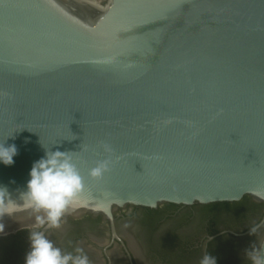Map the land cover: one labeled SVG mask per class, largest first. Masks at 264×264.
I'll list each match as a JSON object with an SVG mask.
<instances>
[{
  "label": "water",
  "instance_id": "water-1",
  "mask_svg": "<svg viewBox=\"0 0 264 264\" xmlns=\"http://www.w3.org/2000/svg\"><path fill=\"white\" fill-rule=\"evenodd\" d=\"M0 141L14 199L44 146L72 152L83 203L64 218L264 205V0H0Z\"/></svg>",
  "mask_w": 264,
  "mask_h": 264
},
{
  "label": "flooded vegetation",
  "instance_id": "flooded-vegetation-1",
  "mask_svg": "<svg viewBox=\"0 0 264 264\" xmlns=\"http://www.w3.org/2000/svg\"><path fill=\"white\" fill-rule=\"evenodd\" d=\"M103 1V0H101ZM264 216V205L244 197L238 202L126 206L114 212V224L100 216L63 218L46 235L62 251L79 247L89 264H199L206 252L216 264H251L246 252L261 243L264 228L249 231ZM0 236V264H24L29 232ZM114 230V232H113Z\"/></svg>",
  "mask_w": 264,
  "mask_h": 264
},
{
  "label": "clouds",
  "instance_id": "clouds-1",
  "mask_svg": "<svg viewBox=\"0 0 264 264\" xmlns=\"http://www.w3.org/2000/svg\"><path fill=\"white\" fill-rule=\"evenodd\" d=\"M101 147L105 152L111 151L107 144ZM16 155L15 144L5 146L0 141V164L12 165ZM109 164L107 159L98 160L88 169V175L93 179L102 177ZM28 176L26 190L18 199L13 198L6 186L0 185V235L5 234L4 217L12 218L18 212L30 211L35 214V230L29 232L24 264H89L83 249L77 247L74 252L62 251L46 235L48 229L60 228L64 216L83 203L84 182L73 162L72 152L50 150L44 146V154L33 161ZM262 228L264 220L253 223L249 232L256 235ZM246 257L251 264H264V244L253 245L246 252ZM199 264H216V259L205 252Z\"/></svg>",
  "mask_w": 264,
  "mask_h": 264
}]
</instances>
